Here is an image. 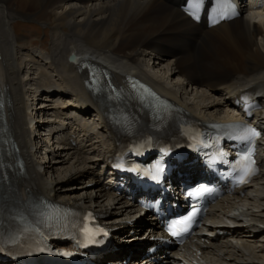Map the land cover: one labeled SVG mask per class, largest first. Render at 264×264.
<instances>
[{"label": "bare ground", "instance_id": "obj_1", "mask_svg": "<svg viewBox=\"0 0 264 264\" xmlns=\"http://www.w3.org/2000/svg\"><path fill=\"white\" fill-rule=\"evenodd\" d=\"M185 2L0 0V100L5 104L0 113V129L5 162L9 165V176L4 182L6 194L18 208L29 205L32 200L41 204L47 199L61 204H82L94 211L113 237L112 253L104 258V263L122 264L129 259L131 264L142 261L193 264L194 260L198 264H258L254 240L264 230L258 229L254 222L263 224L264 219L247 214L240 202L249 199V191L256 184L260 181L264 184V174L246 192L241 191V195L225 193L220 197L211 206L214 213L210 225L201 228L200 235L191 236L175 252H168L165 242L156 240L161 231L158 223L152 219L147 221L143 216L131 222L138 217L139 208L125 191H116L111 176L106 182L103 179L107 164L114 157L116 143L109 127L101 122L97 101L86 91L89 77L79 70L82 61L104 65L124 93L129 92L127 75L136 74L180 109L208 120H229L235 113H241L243 104L239 108L234 105L247 90H261L264 95V8L258 6L260 0L255 2L252 15L246 14V4L242 2L240 18L212 28L206 27L204 21L197 24L187 18L182 11ZM47 8L54 17L50 25L51 47L26 50L29 42L17 36L12 21L35 20ZM72 54L74 58L70 60ZM151 55L155 61L151 69H146L142 58L151 61ZM27 66L37 80L33 94L40 93L41 99L57 106L47 139L50 143L55 138L59 149H46L48 165L37 158L42 147H37L35 133L45 122L41 125L42 121L36 120L31 108L28 95L31 88L26 82L32 74L24 73ZM156 71H164V76ZM174 81L184 89L202 92V98L209 102L202 107L183 102L172 86ZM45 105L36 107L37 114L43 113L42 108L48 109ZM104 111L109 113L108 109ZM256 113L264 123L261 111ZM43 115L49 114L44 111ZM261 161L264 164V159ZM100 165L102 168L98 171ZM182 168L188 178L199 176L198 165ZM254 191L259 194V190ZM239 216H252L248 218L252 226L219 227L221 219L237 220ZM146 225L145 230L155 239L135 241V234ZM158 245L156 253L139 260L140 252H148Z\"/></svg>", "mask_w": 264, "mask_h": 264}, {"label": "rangeland", "instance_id": "obj_2", "mask_svg": "<svg viewBox=\"0 0 264 264\" xmlns=\"http://www.w3.org/2000/svg\"><path fill=\"white\" fill-rule=\"evenodd\" d=\"M53 18H54L53 14L51 15V11L47 8V9H45V11L39 13L35 20L26 21V20L18 18V19H15L12 21V23L15 24V29H16V33H17L18 37L23 38L24 40L29 42V44L35 43V46H33V47H30L28 44L25 47L26 50H28V49L29 50H38L42 46H46L48 49L51 47L50 39H51L52 32H51V26L50 25L54 23ZM256 21L258 22L259 20H256ZM227 53L229 54V52H227ZM220 54L222 56H224L223 52H221ZM153 58H154V56L152 57V55H151V59H152L151 61L146 57L142 58L143 66L146 69L152 68V66H153L152 63H154V61H155ZM28 69L29 68L27 66L24 73H26L28 71L29 74H32L33 71H29ZM156 72L160 76H164L163 75L164 71H156ZM34 76L32 74L29 78H27V82H26V86L28 88H31V92H29V94H28L30 96L29 99L31 100V102H30L32 105L31 108L33 109V113L35 114L34 116L36 117V120L42 121L41 125L45 122L44 123L45 126L40 127L35 133L37 136L35 143L37 144V147H39V148L42 147L41 151L39 150L40 152H39L37 158H38L39 162L48 165L46 162L47 159L45 158V155H44L46 152V149L47 150L48 149H54V148L57 149L59 146V144L55 143L56 142L55 138L50 143H49V140L47 139L48 138L47 134L49 132L48 126L51 124V122H53V121L50 122V120L55 119V116H54L55 114H53V113H54V110H57L56 109L57 106L53 105L52 102H50V101H46V99H41V97L39 96L40 93H37L38 96L36 94H33V90L35 88L34 84L37 82V80L36 81L34 80V78H33ZM32 78H33V80H32ZM165 78L167 79L168 75H166ZM172 86L174 87V89L176 91L179 92L183 102L188 103L189 105L192 104L193 106L197 105V106L202 107L209 102V100H207L206 98H202L203 93L200 91H192L191 88H189V87L184 89V87L182 85L180 86V84L178 82H175V81L172 82ZM221 98H222V96H221ZM45 104H47L48 109L46 108V110H45L44 108H42L41 110L43 111V113H44V111H45V113L47 111V114H49V115H43V113H41V111H39V113L37 114L38 109L36 110V107L39 108L41 105L46 106ZM54 106H55V109H52V108H54ZM261 112L264 115V98H263V101L261 102ZM41 117H43V118H41ZM33 119L35 120V118H33ZM91 119H92V120H90V121H92L91 123H94L93 118H91ZM60 124H62V123L60 122ZM54 126H57V123L54 124ZM95 126H98V124H95ZM97 132L101 135V131L99 129H97ZM44 142H46V143H44ZM46 144L49 145V147H46ZM95 148L100 150L99 149L100 147H98V146H96ZM101 168H102V165H100V167L98 168V171H100ZM54 176L56 177L57 174H55ZM103 179L106 182L107 176L103 177ZM263 185H264L263 181H260L259 184H256L255 187L250 189L251 191H249V199H247L249 202L247 200L240 202V204L242 206L241 208L245 212L247 211V214L253 213V215H255L254 217H256L255 219H257V218L264 219V200H263V198H264V189H263L264 186ZM256 189H257V191L259 190V194H257V192L254 191ZM255 195H258L259 198H257V197L254 198ZM80 205H82V204H80ZM233 217H235V216L233 215ZM248 218L251 219L253 217L252 216L251 217L239 216L237 220H233V219L231 220L229 218H224V219H221L223 222L220 220L222 223L221 224L222 226H219V227L220 228L225 227V228H232V229L233 228L241 229V228H243V226H245V228H248V227L252 226L251 224L253 223V222L249 223L250 220ZM251 221H254V220H251ZM254 223L258 229L260 228V229L264 230V222H263V224L257 223V222H254ZM239 224H243V225H239ZM146 226H145V228H147ZM145 228H142L139 231V233L135 234V236L137 238L135 241H138V240L139 241H146L149 239V237L146 236V238H145V236H144V234L146 232ZM141 236H143V238L139 239V238H141ZM258 237L259 238L254 240V243L257 246L255 248V253L259 258L255 262L256 263L258 262V264H264V233H262ZM131 263H132V261L129 264H131Z\"/></svg>", "mask_w": 264, "mask_h": 264}, {"label": "snow or ice", "instance_id": "obj_3", "mask_svg": "<svg viewBox=\"0 0 264 264\" xmlns=\"http://www.w3.org/2000/svg\"><path fill=\"white\" fill-rule=\"evenodd\" d=\"M193 2H194V6L196 5V4H198L199 3V0H193ZM258 135V133L255 131V130H253V129H248L247 131H246V133H245V138L246 139H250V138H252V137H255V136H257ZM254 162L251 160V156H250V154H246V155H244V156H242L241 157V170H242V172H243V175L241 176V180H240V182L241 183H244L245 182V177H247V176H249L250 174H251V165L253 164ZM204 191H208V189H200L199 191H198V193H197V195L198 194H200V193H202V192H204ZM196 216V210H194L193 212H192V214H191V216H189L188 217V219L186 220V221H181L180 223H181V230L182 231H187V227H186V225L187 224H189L190 222H191V220L194 218ZM176 225H174L173 226V231H172V234L173 235H177V232H176ZM65 255H67V254H65Z\"/></svg>", "mask_w": 264, "mask_h": 264}, {"label": "water", "instance_id": "obj_4", "mask_svg": "<svg viewBox=\"0 0 264 264\" xmlns=\"http://www.w3.org/2000/svg\"><path fill=\"white\" fill-rule=\"evenodd\" d=\"M72 58H74V56Z\"/></svg>", "mask_w": 264, "mask_h": 264}]
</instances>
